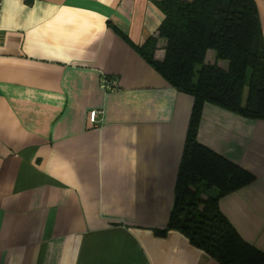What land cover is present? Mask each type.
I'll use <instances>...</instances> for the list:
<instances>
[{"label": "crops", "instance_id": "crops-1", "mask_svg": "<svg viewBox=\"0 0 264 264\" xmlns=\"http://www.w3.org/2000/svg\"><path fill=\"white\" fill-rule=\"evenodd\" d=\"M154 1L0 0V264H220L157 234L193 96L138 52L163 19ZM196 135L254 176L219 208L264 252V119L205 103Z\"/></svg>", "mask_w": 264, "mask_h": 264}, {"label": "trees", "instance_id": "trees-1", "mask_svg": "<svg viewBox=\"0 0 264 264\" xmlns=\"http://www.w3.org/2000/svg\"><path fill=\"white\" fill-rule=\"evenodd\" d=\"M154 3L163 19L138 52L169 85L193 96L174 205L157 234L178 230L220 264H263L264 252L245 241L219 208L221 197L254 176L199 143L196 135L205 103L264 119V44L256 2ZM158 39L165 41L160 60L154 55Z\"/></svg>", "mask_w": 264, "mask_h": 264}, {"label": "built area", "instance_id": "built-area-1", "mask_svg": "<svg viewBox=\"0 0 264 264\" xmlns=\"http://www.w3.org/2000/svg\"><path fill=\"white\" fill-rule=\"evenodd\" d=\"M99 113V111L98 110H92L91 112H90V119H91V121L92 122H97V120H98V116H97V114Z\"/></svg>", "mask_w": 264, "mask_h": 264}, {"label": "rangeland", "instance_id": "rangeland-1", "mask_svg": "<svg viewBox=\"0 0 264 264\" xmlns=\"http://www.w3.org/2000/svg\"><path fill=\"white\" fill-rule=\"evenodd\" d=\"M199 67H197V69H198Z\"/></svg>", "mask_w": 264, "mask_h": 264}]
</instances>
